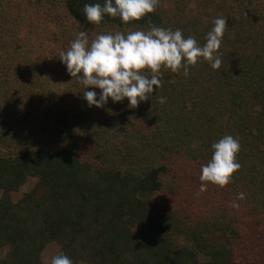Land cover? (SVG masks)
Here are the masks:
<instances>
[{"label": "trees", "instance_id": "16d2710c", "mask_svg": "<svg viewBox=\"0 0 264 264\" xmlns=\"http://www.w3.org/2000/svg\"><path fill=\"white\" fill-rule=\"evenodd\" d=\"M104 2L0 0V264H41L52 242L73 264H264V0H159L140 21L90 24L84 5ZM217 18L228 27L221 67L162 68L163 86L135 109L110 98L89 107L83 93L100 89L60 61L82 27L95 39L155 25L202 47ZM227 135L241 168L200 193L201 168ZM27 177L34 186L10 202L3 193ZM173 236L187 244L174 249Z\"/></svg>", "mask_w": 264, "mask_h": 264}, {"label": "clouds", "instance_id": "9594fccd", "mask_svg": "<svg viewBox=\"0 0 264 264\" xmlns=\"http://www.w3.org/2000/svg\"><path fill=\"white\" fill-rule=\"evenodd\" d=\"M158 3L159 0H105L103 5L85 4L83 11L90 24L100 25L105 14L128 24L154 13ZM227 28L226 19H215L202 47L194 37L184 38L179 29L173 31L155 25L148 31L136 30L127 35L100 34L90 44L87 33L80 32L70 48L60 53V61L68 74L86 89H100L99 97L95 91L83 93L89 107L102 108L110 98L113 103L127 99L129 107L135 109L150 99L154 89L163 86L162 68L173 73L183 68L187 77L189 65L196 66L203 58L213 69H219L222 60L218 53ZM165 101L166 98L159 97L161 104ZM212 148L211 160L201 168L200 193L207 191L208 183L224 188L241 168L237 162L241 148L237 139L224 136ZM238 199L243 200L244 193H239ZM232 206L239 207L235 202ZM51 264H73V261L60 252L53 256Z\"/></svg>", "mask_w": 264, "mask_h": 264}, {"label": "rangeland", "instance_id": "374dc122", "mask_svg": "<svg viewBox=\"0 0 264 264\" xmlns=\"http://www.w3.org/2000/svg\"><path fill=\"white\" fill-rule=\"evenodd\" d=\"M50 15L52 17L54 14L51 13ZM56 15L58 14L56 13ZM52 20H54V18H52ZM80 32H86L85 28L82 27ZM40 33L41 31L36 29L33 31L32 34L33 36H36V35H39ZM87 38L89 39L88 35H87ZM93 39H94L93 36L90 35L89 42L91 43V40ZM35 181L36 180L34 178L27 177L24 183L20 187H18V189H16L15 191H9V192L3 193V195L6 194V197L9 198L10 202L15 203L20 199L23 193L28 192L34 186ZM257 193H258L257 194L258 195V210L260 213L263 214L264 213V185L257 186ZM1 195H2V192L0 191V196ZM133 229H135V227ZM209 238H210V241L215 242V243L221 242L222 240L221 237L218 235H210ZM172 241L174 242V247H173L174 249L178 248V246L181 244H185V243L187 244V242L183 240L182 237L180 236H173ZM57 249H58L57 244L53 242L45 245L39 255L41 264H51V260L53 256L56 255ZM6 251H7V248L5 246L0 245V258L4 256ZM195 258L198 261H207V258L201 253H196ZM78 264H83V263H78Z\"/></svg>", "mask_w": 264, "mask_h": 264}]
</instances>
